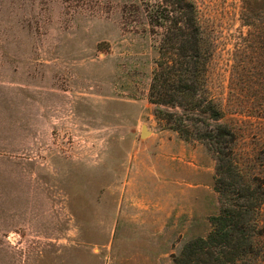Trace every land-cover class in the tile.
<instances>
[{
	"label": "rangeland",
	"instance_id": "rangeland-1",
	"mask_svg": "<svg viewBox=\"0 0 264 264\" xmlns=\"http://www.w3.org/2000/svg\"><path fill=\"white\" fill-rule=\"evenodd\" d=\"M163 3L0 0V264H176L247 184L264 230V0H185L237 177L150 102Z\"/></svg>",
	"mask_w": 264,
	"mask_h": 264
},
{
	"label": "trees",
	"instance_id": "trees-1",
	"mask_svg": "<svg viewBox=\"0 0 264 264\" xmlns=\"http://www.w3.org/2000/svg\"><path fill=\"white\" fill-rule=\"evenodd\" d=\"M163 1L165 5H159L152 16L154 26L163 32L150 85V102L156 106L157 118L183 138H198L218 155L224 154L225 160L219 158L220 175L237 177V169L232 160L226 163L224 152H231L236 135L220 123L224 112L207 86L213 55L211 40L201 28L194 9H185V0ZM257 43L263 44L264 37ZM222 183L224 181H219L216 185L221 198L224 196ZM258 189L247 184L239 190L237 199H248L246 204L239 201L223 204L221 213L212 217V232L205 238L188 242L175 257L176 264H257L256 259L263 261L264 230L259 226V212H256L261 206Z\"/></svg>",
	"mask_w": 264,
	"mask_h": 264
},
{
	"label": "water",
	"instance_id": "water-1",
	"mask_svg": "<svg viewBox=\"0 0 264 264\" xmlns=\"http://www.w3.org/2000/svg\"><path fill=\"white\" fill-rule=\"evenodd\" d=\"M147 135H149V131L146 126H143L142 131H141V136L144 138Z\"/></svg>",
	"mask_w": 264,
	"mask_h": 264
}]
</instances>
